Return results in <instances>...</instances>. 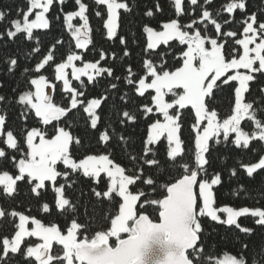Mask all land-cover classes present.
<instances>
[{
	"label": "snow or ice",
	"instance_id": "6c2138e0",
	"mask_svg": "<svg viewBox=\"0 0 264 264\" xmlns=\"http://www.w3.org/2000/svg\"><path fill=\"white\" fill-rule=\"evenodd\" d=\"M28 3L27 11L18 10V17L22 14V19L11 20V27L6 30V36L9 40H14L17 35L23 33L26 34L27 41L35 39L37 46L32 49V52L35 53L40 51V47L39 39L34 37L33 31L50 28V21L46 14L54 0H28ZM59 3L63 4L65 0H59ZM95 3L106 6L107 19L104 20L103 26L106 29L107 38L112 40L117 36L120 15L118 10L131 12V8L128 3L120 2V0H95ZM204 3L210 4L211 0H204ZM75 4L78 6V10L67 12L64 15V24L71 33L72 39L75 40V48L87 49L92 43L89 18L86 15L88 6L82 0H75ZM190 4L198 5V0H190ZM245 8V0H230L223 10L232 14L236 9L244 12ZM36 9L39 10L35 11V18L30 19V15ZM174 9L177 17L183 14L182 0H174ZM156 11H161L159 4L156 5ZM96 15L101 16V12L97 11ZM145 15L152 17L153 11L149 9ZM77 17L81 23L74 25L72 21ZM4 19L5 13L0 11V22ZM205 21L207 23H204ZM230 22L225 20L224 24ZM198 23L204 25L203 35L202 30L198 27L194 31H189ZM242 23L244 25L243 38L235 40V44L242 47V52L233 48L231 58L224 51L225 43L218 41L220 37H236L237 33L222 31L221 23L206 8L202 11L199 21L193 20L191 23L182 25L178 19H171L169 22L162 23L163 30L160 31L147 25L143 28L147 37L145 53L150 50L155 51L161 45L170 46V42L173 41H178L181 46L186 45V50H183L180 55L182 65L176 67L175 70H166L163 62L157 66L151 59H145L143 66L146 69V74L135 81L131 67L128 68V76L125 77L126 83L128 85L135 83V91L139 96H145L149 90L154 92V95L151 96L153 106H142L145 117L147 118L149 114L153 113V108L155 113L162 117L148 125L144 141V156L141 158L144 164L148 166L158 164L155 158L147 159L150 153L153 157L155 156L150 145H157L162 139H166L167 157L174 162L172 166L176 167L177 158L182 157L184 152L182 147L184 142L180 135L181 110L190 107L195 118L192 125V130L195 133L194 166L187 162L179 164L183 174L174 182L160 185L161 189L166 190V195L160 199L143 200L145 193L142 190L138 194H133L129 188L136 185L140 176L126 175L125 168L110 159L108 154H89L78 161L74 160L70 149L73 145L82 146V141L65 126L57 124L54 134L51 135L46 130L47 126L52 125L54 121L59 122L61 118L67 117L72 109H77L78 105H85L83 100L78 99V97L85 96V92L77 91L71 85L67 69H71L73 80L81 82V88L86 87L82 77H87V82L94 84L96 79L105 73L108 77L113 76L111 67L100 66L101 61L106 59V53L103 50L100 51V60L85 62L82 67H77L74 64V61L82 60L81 55L75 52H70L66 60L55 64V81H62L65 93H71L70 108L54 103L53 95L49 90L54 91L55 84L50 82L45 75L40 74L31 78L29 84L34 90L21 92L15 102L21 106L22 119L26 121L30 114L34 113L39 123L45 127L26 129L24 142L27 150L23 151L20 149L13 131H5L6 111L0 109V113H3L0 114V136L6 137L3 143L7 145L8 149L20 152L18 160L13 156L18 174L12 175L8 171L0 172V186H2L3 193L8 197L14 196L17 192V182L26 180L29 185H32L31 192L39 197L40 190L47 189V182H51L56 194L55 206L57 210L75 212L74 205L68 198H65V184L55 186L58 177L63 176L65 181L69 177L67 171L58 170V166L62 164L64 168L71 169L73 173L81 172L84 177L93 178L95 183H99L96 178L104 174L109 180L107 190L101 193L93 189L95 196L98 198L103 196L109 201H113V198L116 197L122 202L118 205L117 214L110 220V229L96 231L91 238L86 234L83 238L79 237L78 232L84 230L86 226L79 224L76 218H73L65 235L55 223L45 226L40 219L30 218L15 210L6 213L4 209L0 208V218L9 215L13 218L18 217L19 220L15 224L14 235L10 239L5 237L2 241L3 253L0 255V264H6L10 253H20L22 242L28 237H37L42 241V243L35 244L34 247L26 248L24 258L29 261V264H31L32 258L36 264H52L54 260L66 262V264H144V250L156 234H163L166 243L171 246V250L162 264H194V260L189 258L188 250H191V255L197 260L203 256L204 251L202 247H198L200 234L203 231L200 217H208L213 222L228 226L234 225L241 233L249 235L253 230L249 227H242L238 223V218L250 215L257 218L256 225L264 226V209L261 207L236 209L231 206H214V187L222 184V176L216 172L209 179L206 167L209 164L206 154L211 150L210 142H214L216 145L222 142L228 143L232 134H234V139H231L230 142L238 149H248L253 140L264 142V118H261L264 117V108H257L254 106V102L245 100V94L250 90V82L257 79L254 74H264V22L258 23V17L254 12L246 16ZM209 24L214 25L217 38L207 35ZM3 38L4 34L0 33V39ZM119 39L121 45L126 44L123 36ZM62 43V40L57 39L56 43L50 47L48 54L35 64L33 71L41 73V70L50 61H54L53 51L56 45ZM123 55L124 57L130 55L127 48ZM112 56L115 58L116 54L112 53ZM161 56L163 57V54ZM17 63L16 58L8 60L9 73L14 71ZM241 69L245 71L242 72ZM29 71L28 68L23 70L25 74ZM230 72L232 74H229ZM116 79L120 78L116 77ZM230 82H235L234 107L227 118L220 119L218 111L210 107V102L215 98V90L229 85ZM110 88L116 89L117 84L112 83ZM260 91L264 93V87H261ZM167 97H172L170 102ZM5 99V96L0 95V103H4ZM107 99V95L87 99L86 105L83 106V112L87 114L93 130L97 129L100 121L97 109H100L102 103ZM120 100L127 103V93L121 95ZM118 115L122 116L120 119L122 125L136 121V116L130 114L128 110H124L122 114L118 113ZM245 120L254 125L251 132L241 127L242 121ZM68 123L70 126L71 121ZM113 134H115V129H113ZM110 138L107 130L99 134V142L104 145L108 144ZM119 138L127 143V138L122 134ZM4 157H6V151L0 148V158ZM132 159L135 160L136 157L133 156ZM241 167L249 178H253L258 170L264 169V155L259 157L258 162L242 164ZM230 174L235 177L236 169L233 168ZM141 175H143L142 169ZM143 183L151 186L154 184V180L147 178ZM67 186L71 187L72 184L68 183ZM142 200L143 202H141ZM146 205L157 206L158 222H154L147 214H138L137 209H143ZM42 211L50 212L48 203L43 204ZM93 211H96L95 206ZM110 211L109 209L108 214ZM85 213L87 214V207ZM219 213L226 214V218L221 219ZM29 222L32 225L31 228L28 227ZM112 238H115L114 245L111 243ZM54 242L62 246V256L50 254ZM247 250L248 245L245 244L239 258L235 255H225L223 258H216L214 264H245L246 258L243 252ZM256 255L261 264H264V246ZM212 259L209 258V264H212Z\"/></svg>",
	"mask_w": 264,
	"mask_h": 264
},
{
	"label": "trees",
	"instance_id": "16d2710c",
	"mask_svg": "<svg viewBox=\"0 0 264 264\" xmlns=\"http://www.w3.org/2000/svg\"><path fill=\"white\" fill-rule=\"evenodd\" d=\"M82 2L88 6L86 15L89 18V27L91 28L90 38L92 43L89 44L88 48L76 49L75 40L72 39L71 33L64 24V15L69 11H76L78 8L75 0H65L63 4H60L59 0H54L53 5L50 6V10L46 14L50 21V28L33 31L34 37L39 39L40 47V51L34 53L32 49L37 46L35 39L27 41L25 39L26 34L23 33L17 35L14 40H9L6 36V30L11 27V20L22 16L20 14L18 17V10L25 11L28 8V0H0V11L5 13V19L0 22V33L4 34V38L0 39V95L6 98L4 103H0V109L6 111L5 131H13L20 149L26 151L24 142L26 129L45 127L39 123L34 113H31L26 121L22 119L21 106L15 102L21 92L32 90L29 80L40 74L45 75L50 82L55 84V89L52 91L54 103L70 108L71 93H65L61 81H55V64L63 61L70 52L81 55L82 60L78 63L96 62L100 60V51L103 50L106 53V59L101 61L100 66L111 67L113 69L112 77H108L105 73L103 76L98 77L94 84H89L87 77H82L81 79L86 85L84 88L80 87V81H75L70 77L71 85L77 91L85 92V96L78 97L85 104L87 99L107 95V101L102 103L100 109H97V114L100 116L97 129H91L90 120H88L87 114L83 112L84 105H78L77 109H72L67 117L61 118L59 122L54 121L52 125L47 126L46 130L51 135L54 134V128L57 124L65 126L67 130L72 132L74 136H78L82 141V146L73 145L70 149L74 160L78 161L89 154H108L110 159L125 168L126 175L140 176L136 185L129 188L132 193L138 194L141 190L144 191L143 200L163 198L166 195V190L161 189L160 185L174 182L183 174L179 164L187 162L194 166L195 133L192 130V125L195 118L190 107L181 110L180 135L184 142L182 145L184 152L182 157L177 158L176 167L172 166L174 162L167 157L166 139H162L157 145H150L155 152V156L153 157L150 153L147 159L155 158L158 164L154 166L144 164L141 158L144 156V141L147 136L148 125L156 119H161V116L156 114L153 108V113L149 114L147 118L145 117L142 106H153L151 96L154 93L149 90L145 96H139L135 91L136 84L128 85L126 83L125 77L128 76V68L131 67L135 81L146 74V69L143 66L145 59H151L157 66L163 62L166 70H175L176 67L182 64L180 55L186 47V45H179L178 41H173L170 42V46L161 45L155 51L150 50L145 53L144 49L147 41L146 34L143 32L144 26L161 29L162 23L171 19H178L179 23L186 25L193 20L199 21L202 11L206 8L221 23L222 31H235L237 33L236 37H220L218 41L225 43L224 51L231 58L233 48L238 52H242V47L236 45L235 40L243 38L244 25L242 21L246 16L255 12L258 23L264 22V0H245V11L241 12L236 9L232 14H228L223 10L230 0H211L210 4H205L204 0H198V5L195 6L190 4V0H182L184 12L179 17L175 13L173 0H120V2L129 4L131 12L118 10L120 14L119 26L117 36L112 40L107 38L106 29L103 26L107 16L106 6L96 5L95 0H82ZM157 4L161 8L159 12L156 11ZM149 9L153 11L152 17L145 15ZM97 11L101 12V16L96 15ZM217 12H219V15H217ZM225 20L231 22L224 24ZM72 22L74 25L81 23L78 17ZM204 23H207V21ZM196 27L202 30L203 35L204 25L200 23L195 25L193 29H189V31H194ZM207 35L211 38H217L214 25H208ZM121 36L126 40L125 45L120 43L119 37ZM57 39L62 40L63 43L56 45L53 51L54 61H50L41 70V73L33 71L35 64L48 54L50 47L56 43ZM125 48L130 53L127 57L123 55ZM112 53L116 54L115 58H113ZM161 54H163V57ZM10 58H16L18 61L17 66L11 73L8 71V60ZM25 68L30 70L26 74L23 72ZM240 71L245 70L241 69ZM254 75L257 79L250 82V90L245 94V100L246 102H254V106L257 108H264V93L260 91V88L264 87V74L255 73ZM116 77L120 79L117 80ZM112 83L117 84L116 89L110 88ZM234 87L235 82H230L229 85L215 90V98L210 102V107L218 111L220 119L227 118L231 114L235 99ZM125 93H127V103L120 100V96ZM167 99L171 101L172 97H167ZM124 110H128L130 114L136 116L134 123L124 125L120 123L122 116L118 113L122 114ZM69 121H71L70 126ZM241 127L248 132L254 129L252 122L247 120L242 121ZM113 129H115V134H113ZM105 130L108 131L111 137L107 145L99 142V134ZM121 134L127 138V143L120 140ZM4 139V136H0V148L6 151V157L0 158V172L8 171L12 175H17L18 170L15 168L13 156L18 160L20 152L8 149L7 145L3 143ZM231 139H234L233 134L230 141ZM230 141L228 143L222 142L219 145L210 142L211 150L206 154L209 160V164L206 166L209 179L213 174L219 172L223 181L221 185L214 187V206L229 205L235 208L261 207L264 209V169L258 170L253 178H249L241 167L242 164L258 162L259 157L264 154V142L253 140L250 142L248 149H238ZM133 156L136 157L135 160L132 159ZM233 168L237 171L235 177L230 174ZM141 169L143 175H141ZM58 170L69 173L67 181L63 176L58 177L55 186L65 184V198H68L74 205L75 212L57 210L55 206L56 194L51 182H47V189L40 190V196L37 197L31 192L32 185H29L26 180L17 182V192L12 197L4 194L2 186H0V208L4 209L6 213L13 210L22 212L29 217L40 219L45 225L55 223L63 234H66L73 218H76L79 224L86 226L84 230L78 232L80 238H83L85 234L91 238L96 231L110 229V220L117 214L118 205L121 201L116 197L113 198V201H109L103 196L98 198L93 191V189L101 193L106 191L108 178L101 174V177L96 178L99 183H95L93 178L84 177L81 172L73 173L71 169L64 168L62 164L58 166ZM147 178H152L154 184L151 186L145 185L143 181ZM68 183H71L72 186L68 187ZM44 203L49 204V213L42 211ZM94 206L95 212L93 211ZM86 207L87 214L85 213ZM109 209L111 210L110 214H108ZM137 211L138 214L149 215L153 221L159 220L157 206L146 205L143 209L138 208ZM199 219L203 231L200 234L198 247H202L204 251L203 256L197 260L189 250V258L194 260V264H209L210 257L213 258L212 264H214L215 259L224 253L239 258L245 244L248 245V250L243 252L246 258L245 264H261L256 253L264 246V226L255 224L257 218L250 215L238 218V223L242 227H249L253 230L251 235L241 233L234 225L228 226L213 222L208 217H200ZM15 224H17V217L13 218L6 215L4 218H0V255L3 253L2 241L5 237L11 238L16 230ZM39 241L36 237L25 238L21 245V252L17 254L10 253L6 264H29V261L24 258V252L28 246L35 245ZM111 243L115 244V238H112ZM50 254L62 256V246L54 242ZM31 264H36L34 258H32ZM52 264L66 263L54 260Z\"/></svg>",
	"mask_w": 264,
	"mask_h": 264
},
{
	"label": "water",
	"instance_id": "95a60500",
	"mask_svg": "<svg viewBox=\"0 0 264 264\" xmlns=\"http://www.w3.org/2000/svg\"><path fill=\"white\" fill-rule=\"evenodd\" d=\"M49 91L52 93V90ZM170 250L171 246L166 243L164 235L156 234L144 250V264H162Z\"/></svg>",
	"mask_w": 264,
	"mask_h": 264
},
{
	"label": "rangeland",
	"instance_id": "374dc122",
	"mask_svg": "<svg viewBox=\"0 0 264 264\" xmlns=\"http://www.w3.org/2000/svg\"><path fill=\"white\" fill-rule=\"evenodd\" d=\"M173 2H174V0H173ZM29 7V6H28ZM28 9V8H27ZM27 9L25 10V11H27ZM39 9H36V10H34L33 12H32V14L30 15V19H34L35 18V11H38ZM76 10H78V8L76 9ZM20 19H22V16H21V18ZM106 19H107V16H106ZM170 21V20H169ZM169 21H166V22H169ZM73 23V22H72ZM165 23V22H164ZM155 30H157V31H160V30H163L162 28L161 29H155ZM146 41H147V37H146ZM257 42H259V41H257ZM208 47H210V45H208ZM185 50H186V47H185ZM77 54V53H76ZM67 57V56H66ZM64 60H66V58L64 59ZM63 60V61H64ZM63 61H61V62H63ZM85 62H92V61H85ZM85 62H82V63H78V61H74V64L77 66V67H82L83 66V63H85ZM182 65V64H181ZM258 66V65H257ZM67 71V73H68V78H69V80H70V77L72 78V76H71V69H67L66 70ZM232 74V73H231ZM61 83H62V86H63V82L61 81ZM32 90H34V89H32ZM53 91V90H52ZM154 93V92H153ZM154 95V94H153ZM170 102V101H169ZM86 105V104H85ZM84 105V106H85ZM161 119H162V117H161ZM233 136H234V134H233ZM6 138V137H5ZM264 155V154H263ZM108 183H109V180H108ZM133 194H135V193H133ZM122 202V201H121ZM222 206H229V205H222ZM219 207H221V206H219ZM232 207V206H231ZM235 208V207H234ZM240 207H238V208H236V209H239ZM249 208H252V207H249ZM219 215L221 216V219H225L226 218V214H224V213H219ZM30 218H34V217H30ZM19 222V220H18V217H17V223ZM45 226H51V225H45ZM71 226V225H70ZM69 226V227H70ZM28 227L29 228H31L32 227V225H31V223L29 222V225H28ZM63 234V233H62ZM66 234H67V232H66ZM65 234V235H66ZM14 235V234H13ZM37 238V237H36ZM10 239V238H9ZM39 239V238H38ZM39 243H42V241L40 240L39 241ZM33 247L35 246V245H32ZM225 255H231V254H227V253H224V254H222L221 256H219V257H217V258H223ZM238 258V257H237ZM66 263V262H65Z\"/></svg>",
	"mask_w": 264,
	"mask_h": 264
}]
</instances>
